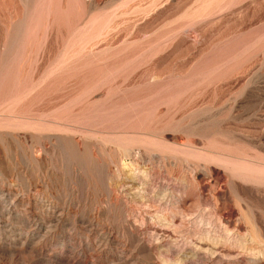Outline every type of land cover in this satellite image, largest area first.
Segmentation results:
<instances>
[{
  "label": "rangeland",
  "instance_id": "obj_1",
  "mask_svg": "<svg viewBox=\"0 0 264 264\" xmlns=\"http://www.w3.org/2000/svg\"><path fill=\"white\" fill-rule=\"evenodd\" d=\"M0 264H264V0H0Z\"/></svg>",
  "mask_w": 264,
  "mask_h": 264
}]
</instances>
